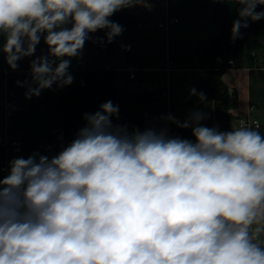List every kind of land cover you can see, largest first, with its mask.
<instances>
[{
  "label": "clouds",
  "instance_id": "1",
  "mask_svg": "<svg viewBox=\"0 0 264 264\" xmlns=\"http://www.w3.org/2000/svg\"><path fill=\"white\" fill-rule=\"evenodd\" d=\"M229 6L228 0H214ZM140 0H0V53L24 98L73 83L72 58L85 42L122 35L110 20ZM231 41L242 38L264 0H231ZM104 30L105 37L90 34ZM48 52L35 56L41 42ZM130 50L131 46H122ZM191 96L207 102L195 88ZM111 100L53 156L33 152L9 162L0 178V264H264V134L244 122L207 127V113L184 121L194 142L167 127L141 131L113 123ZM62 140V137L60 138Z\"/></svg>",
  "mask_w": 264,
  "mask_h": 264
},
{
  "label": "crops",
  "instance_id": "2",
  "mask_svg": "<svg viewBox=\"0 0 264 264\" xmlns=\"http://www.w3.org/2000/svg\"><path fill=\"white\" fill-rule=\"evenodd\" d=\"M222 5L214 0H140V4L115 13L139 19L135 29L116 37L112 49H101L95 55H87L83 49L80 58L71 59L69 70L77 69L78 61L88 69H113L115 105L119 106V118L113 123L127 124L129 131L153 126L171 130L172 124L160 117L171 114L182 122L199 110L207 113L208 118L202 121L207 127L231 131L240 118L250 117L259 121L256 130L264 134V64L230 58L236 66L228 63L223 75L228 88L236 93L230 108L234 119L229 123L216 118L214 102L201 103L190 95L206 78L209 40L220 34L215 10ZM258 8L264 9V5ZM173 19L178 22L171 23ZM163 23L167 29L160 27ZM90 36L97 37V32ZM88 44L95 45L92 40ZM127 45L130 50L122 47ZM47 52L42 37L35 56ZM32 58L21 60L16 71L7 70L0 84V137L22 144L20 153L0 145V165L9 166L12 159L27 158L37 151L53 156L66 145L64 115L48 110L45 91L25 99V89L16 85L17 80L28 78ZM7 175L1 173L0 178Z\"/></svg>",
  "mask_w": 264,
  "mask_h": 264
},
{
  "label": "trees",
  "instance_id": "3",
  "mask_svg": "<svg viewBox=\"0 0 264 264\" xmlns=\"http://www.w3.org/2000/svg\"><path fill=\"white\" fill-rule=\"evenodd\" d=\"M229 6L215 10L216 21L220 27V34L209 40V65L206 78L200 83L198 92H203L208 102L215 104V116L218 120L229 123L234 119L230 108L235 91H231L224 82L223 75L231 57H242L251 65L264 64V19L250 22L247 29H242V38L231 41L232 21L236 19V12ZM256 11H264L258 8ZM124 27L125 32L135 29L139 19L122 14H114L109 18ZM97 37H105V31H97ZM116 39L111 44L89 45L85 42L84 50L87 55H95L101 49H112ZM232 60H234L232 58ZM235 61V60H234ZM225 64V66H224ZM10 69L5 62L4 55L0 53V84L5 78L6 70ZM73 75V83L62 89L45 90L46 103L49 111H59L64 115V137L67 146L74 138L77 131L85 124L82 119L84 113H94L99 106L111 100L115 105L114 71L111 68L88 69L77 68L69 70ZM223 132H227V129ZM171 135L182 139L192 140L191 129H181L174 124L171 126Z\"/></svg>",
  "mask_w": 264,
  "mask_h": 264
},
{
  "label": "built area",
  "instance_id": "4",
  "mask_svg": "<svg viewBox=\"0 0 264 264\" xmlns=\"http://www.w3.org/2000/svg\"><path fill=\"white\" fill-rule=\"evenodd\" d=\"M171 23H174V22H178V19H173L172 21H170ZM160 27L163 28V29H167V25L166 23H163V24H160ZM229 65L231 66H236V63L234 60H229L228 61ZM77 68H84L85 66V63L83 61H78L77 62ZM5 70L7 71L8 68H5ZM134 74L131 75L132 78H134ZM12 97H14L15 95L14 94H11ZM241 122H244V125L245 126H249V127H255V125L259 123L258 120H254V119H251L250 117H242L238 120V123H237V126L240 125ZM169 135H171V130L169 129ZM0 145L4 148H11L13 149V151L15 153H20L22 151V144L20 141H8L6 138L4 137H0ZM1 173H8V166L7 165H0V174Z\"/></svg>",
  "mask_w": 264,
  "mask_h": 264
},
{
  "label": "water",
  "instance_id": "5",
  "mask_svg": "<svg viewBox=\"0 0 264 264\" xmlns=\"http://www.w3.org/2000/svg\"><path fill=\"white\" fill-rule=\"evenodd\" d=\"M224 66H225V64H224Z\"/></svg>",
  "mask_w": 264,
  "mask_h": 264
}]
</instances>
